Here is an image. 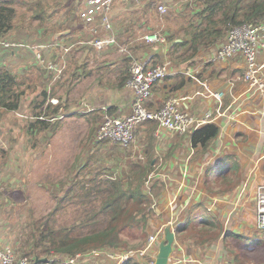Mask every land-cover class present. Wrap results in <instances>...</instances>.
<instances>
[{
    "label": "crops",
    "instance_id": "obj_1",
    "mask_svg": "<svg viewBox=\"0 0 264 264\" xmlns=\"http://www.w3.org/2000/svg\"><path fill=\"white\" fill-rule=\"evenodd\" d=\"M149 18L156 20L153 16L143 20L142 25L147 27V31L140 36L126 34L125 39H123L125 33L121 28L122 24L114 22L113 29L116 38L125 41L129 40L130 47L135 45L139 47L138 39L141 40L146 33L158 31L157 29L155 30L153 25L149 24ZM161 22L163 21L161 20ZM156 23L160 25L157 20ZM48 25L46 27L26 28L29 30L28 32L25 29L17 33L14 32L18 37V41L22 42L25 47L21 49L0 47V68H6L13 75L21 76L22 79L25 78L24 82L26 83L30 69L35 68L34 72L42 69L35 60L36 50L32 51L29 47L35 46L46 57L57 59V52L60 53L61 50L52 44L59 42V44L64 46L72 45L73 49L71 48L69 52H71L70 55L73 57H70L68 70H70L74 78H77V82L82 81L80 80L83 76L82 74L90 69L87 67L86 59L83 60L82 64H79L76 57L82 51L89 49L90 52H93V49L90 50V47L82 46L79 51L80 48H76L75 44H73V42L79 41H72V38L69 39L70 30L65 32L61 28L64 25V22H61V17L56 20L51 30ZM163 27L165 28V26ZM164 28L161 32L166 39L165 45H159L158 48L154 44L144 45L145 49H138L137 51L132 50V47L130 48V52L134 55H139V53H141V57L146 55L148 66L160 63L166 64L169 69V75L172 76L170 84L173 85V88L168 86L166 90L163 80L153 86L151 95L146 102V107L150 108L149 110H157L158 107L161 108L162 102L169 95L185 94L188 96V100L184 102V106L191 115L200 119L204 117L207 110L216 111L219 105L209 98H205L206 91L203 89V83L207 84L212 90H225V97L220 104L221 114L217 115L215 112L213 122H211L219 128L218 134L206 150H203L200 146H191L190 138L187 136L179 135L174 137L168 132L161 131L162 140H159L155 139L152 133L153 152L158 156L154 181H158L157 186L163 188L159 190L157 196L153 195L157 205L154 213H157H155V218L151 219L150 226L147 228V240L158 228L162 229V234L158 237V242L155 245L157 248L163 236L164 227L171 224L170 222L174 220H177L176 225L178 224V226L188 223L189 212H200L197 206H202L201 211L203 212H211L222 223L224 233L233 232L246 236L257 234L260 239L264 240V233L258 232L255 228L254 218L255 190L258 186L264 184V89L252 88L242 80L245 66L240 56H235L227 61L207 63V60H210L224 39L217 46L200 48L191 62L187 61L181 65L176 64L171 58L169 49L176 40H170L171 33L165 31ZM7 39H10V37ZM50 40L52 43L49 42ZM105 50L118 52L115 46L108 47L102 51ZM119 54H121L120 61L107 63L106 67L102 68L108 73L105 81H102L104 75L98 74V86L92 85L85 92L82 100H80L83 102L82 107L84 109L82 111L78 107L80 101L70 103L67 95L66 108L63 105L58 116L49 117L50 120L52 119L51 122L65 120L61 129L77 124L76 136L81 137L83 144L86 142L85 144L88 148L96 147L95 143L98 142L95 141L94 137L101 121V107H104L109 114L126 115L130 111L132 92L125 86V82L121 83L125 73L129 74V60L127 61L129 57L124 53ZM257 58L259 62L263 61L264 52L262 50H259ZM82 66H84L83 69ZM100 67V65L94 68L91 67V72L89 74L84 73V77L92 75L94 71L98 72ZM195 70L198 73L194 75ZM76 72L80 73L79 77L75 76ZM187 72H190L195 79L187 75ZM110 76L113 78H109ZM64 80L52 82L51 86L55 93H52V96H48L46 103L42 106V110L46 105H48L49 110H52L53 106L57 105L58 102L51 103V99L59 100L58 97H64L65 92H62L59 96L56 93V87L61 86ZM64 86L66 88L65 91H69L67 82ZM167 92L169 93L167 94ZM27 93L31 94V99L28 100L25 95L24 98L26 100L24 102L23 100L21 101L26 104V107L31 105L35 99L36 101L42 100L41 97L38 100V92ZM34 120L35 118L30 116V121ZM137 128L138 131L136 133L139 134V139L142 141L141 151L143 152L147 148L146 132L145 130L139 131V126ZM106 141L108 142L103 143L98 148L96 147L99 153L107 149V154L113 155L115 158L125 154L120 144L116 143L114 146H108L110 141ZM1 150L0 152H3L4 148H1ZM84 155L85 152L81 156ZM226 156H232L231 160L237 164L242 179L230 192L209 191L206 180L214 181L217 179V174L221 170L216 169L215 166H217L219 159ZM5 158L7 157L5 156ZM88 162L86 161L80 166H87ZM98 167L107 168V165L102 161L98 163ZM110 168L113 169L110 166L107 169ZM212 168L216 170L215 174ZM189 194H192L190 202L187 201L186 197ZM176 225L171 224L172 227ZM232 247V240L228 248L220 239L207 244L197 245L194 244L193 240L179 241L175 234L173 252L168 264H236L228 251ZM123 252L121 249L108 250L110 256L86 257L82 261L79 260L78 264H120L118 256ZM156 252L157 249L148 255L152 261ZM62 258L63 260L65 259V257ZM132 258L136 259V257ZM239 258L244 261V264H255L248 250H246L245 256ZM139 261L143 262V264H148L144 258ZM60 264L67 263L61 262ZM262 264H264V260Z\"/></svg>",
    "mask_w": 264,
    "mask_h": 264
},
{
    "label": "trees",
    "instance_id": "obj_2",
    "mask_svg": "<svg viewBox=\"0 0 264 264\" xmlns=\"http://www.w3.org/2000/svg\"><path fill=\"white\" fill-rule=\"evenodd\" d=\"M16 2L24 6V14L28 15L29 20L27 22L29 24L35 23L36 27H46L54 14L56 17L53 18L51 27H54V19L63 14L68 17V22H79L81 26L79 4L76 7L73 4L66 7L65 3H68V0H51L47 6L43 5L41 0H0V39L10 37L7 40L18 41L14 32L17 33L26 29V25L19 26L18 24L19 22L22 23L23 14L17 10ZM133 2L134 0H117L116 3H113L112 10L122 5L123 9L127 10V14L122 20L138 19L142 24L143 20L152 16L156 17L159 23L162 20L163 26H165L164 30L171 33L169 39L176 40L169 47L171 58L180 65L187 61L191 62L200 48L217 46L225 38L230 28L264 20V0H193V3L186 1L179 9L169 10L167 14H159L158 7L163 5L160 4V0H147L139 8V12H135V15L130 12ZM75 22L71 26L76 25ZM111 22L113 28L114 21L111 19ZM120 24L123 27V22ZM144 27L147 29L146 26ZM125 31H132V29L125 28ZM69 36L71 37L72 33ZM87 50L89 51V49ZM56 56L59 58L60 53L57 52ZM128 60L129 58H127ZM54 63L56 62L54 61ZM83 68L84 66H82ZM34 70L35 68L29 70L25 83V78L22 79L21 76L13 75L6 68H0V113L17 112L21 108V101L28 91L33 93L39 91L37 98L39 100L41 97L42 100L36 101L35 99L32 102V117L35 120L32 122L30 118L27 120L26 133L31 136L43 133L44 136L48 135L49 137L52 131V119L50 120L49 117L58 116L63 105L66 108L69 91H65L64 97H59L58 104L53 106L52 110H49L48 105L42 110L48 96L55 93L51 85L50 89H47L55 73H44L46 70L43 68L33 73ZM90 72L91 70L84 71L85 74ZM129 75L127 72L125 73L121 79L122 84L128 80ZM75 76L79 77L80 73L76 72ZM45 78L46 81L42 82ZM24 85L25 87H23ZM156 126V122L153 121H146L139 125V131L145 130L146 132L147 148L143 150L144 155L141 151L142 155L140 153L136 155L135 160L126 166H123L125 163L123 158L128 155L114 158L112 160L113 169L103 168V171L99 168V171L104 172L106 177L97 179L94 176L90 178V181L94 183V193L97 192L98 195H101L96 207L93 204L86 211L89 213L83 215L84 212H80V217L78 215L74 222L59 229L51 227L48 220L35 224L34 227H36L38 236L32 240L33 245L30 246L32 252L22 251V255L32 257L33 260L52 255H58L62 259V257H72L75 254H82L95 249H121L127 252L142 248L147 241V228L155 216L151 208L153 197L145 194L143 188L156 163L152 139V133ZM137 131L138 128L135 130V135ZM218 131L219 128L215 124L207 123L193 132L191 143L193 146H200L206 150L217 136ZM2 154L4 153L2 152ZM231 159L232 156L219 159L216 168L221 172L217 174V179L214 181L206 180L209 191L230 192L238 185L242 175L237 164ZM157 182H152L150 191V194L153 193L154 196H157L159 190L163 188L157 186ZM197 209L200 212H189L188 223L179 226L177 224L174 227L177 240H193L194 244L202 245L220 239L227 248L232 240L233 247L228 251L236 264H244V261L239 257L245 256L246 250L251 253L255 264H262L264 240L260 239L257 234L246 236L233 232L224 233L222 223L211 212L201 211L202 206H197ZM88 222L93 228L90 231H83L81 226ZM130 241L135 242L130 243ZM15 249L20 252L17 248ZM37 250L43 252L44 255H41L42 253ZM144 260L148 264L152 262L149 257H145ZM53 264H60V262H53ZM121 264H143V262H140L139 259L129 258Z\"/></svg>",
    "mask_w": 264,
    "mask_h": 264
},
{
    "label": "rangeland",
    "instance_id": "obj_3",
    "mask_svg": "<svg viewBox=\"0 0 264 264\" xmlns=\"http://www.w3.org/2000/svg\"><path fill=\"white\" fill-rule=\"evenodd\" d=\"M49 1L51 0H41L42 4L46 6L49 4ZM79 1L80 0H68V3L65 4L66 7H70L72 4L76 7ZM146 1L147 0H134L131 7L132 9H130V12H132L131 14L135 15V12H139V8L143 3L145 4ZM186 1L193 3V0H160V4L166 7V12L163 14H167L169 10H175L174 8L179 9ZM15 5L19 13L23 14L22 23L19 22V26L26 25V28H35V23L29 24L27 22L29 20L28 15L24 14V6L18 2H16ZM122 8V5H120L114 11L112 10L111 16L112 21L119 24L123 22L122 28L125 33L123 39H125L126 34L140 36L143 32L147 31L138 19L122 20V18L125 17L124 15L127 14V10ZM53 16L51 17V21L48 22L50 30L52 20L56 17L55 14ZM60 17L61 22H64L61 28L65 32L70 30L72 33L69 39L72 38V41H83L89 38L88 34L82 32L79 22L74 21L77 24L71 26L74 22H68V17L65 14ZM60 17L54 19L53 25ZM128 18L131 17L128 16ZM156 20L149 18L148 22L155 27V30L157 29L161 32L164 28V22H161L159 26ZM125 28L132 29V31H125ZM25 30L27 32L29 31L28 29ZM52 31L54 32V30ZM141 40L138 39L137 42L142 44L143 41ZM49 42L52 43L51 40ZM82 46L84 45H75L76 48H80L79 51L82 49ZM138 49L142 50L145 49V47H138L137 45L132 47V50L137 51ZM108 50H92L93 52L85 50L76 57L79 64H82L83 60L86 59L87 67L90 70L91 67L101 66L98 72L94 71L92 75L87 77L83 75L80 78V80H82L80 82H77V78H74L70 70L66 69V67L70 65V57H73L70 55L71 52L64 53L60 51L59 58H51L56 62L52 63L56 65L57 72L44 68L43 70H46L44 71L45 73L52 72L56 74L52 82L65 79L61 86L56 87L58 96L61 95L62 92H65L66 88L64 85H66L67 82L69 86L68 96L70 103H73V101L79 102L92 85L98 86V74H103L104 77H102V81H105L108 73H106V70H102V68H105L107 63L120 61L121 54L114 50ZM40 54L42 58L46 59V56L42 54V52H40ZM133 57L141 58V53H139V55H133ZM112 76L109 78L112 79ZM165 79H163L165 89L167 90L168 86L173 88V85L170 84L172 76L168 75ZM45 81L46 78L42 82ZM52 82L48 85V90ZM168 93L169 92H167V94ZM26 96L28 100L31 99V94L27 93ZM22 100L24 102L26 99L23 98ZM23 102L21 108L17 112L0 113V151H2L1 148H4V154L0 152V246L5 244L10 246L13 245L20 251L19 253L22 251L26 252V250L32 252L30 249V246L33 245L32 240L38 236L36 227H34L35 224L48 220L51 227L59 229L64 226H69L74 222L80 212H84L83 215L89 213L86 211L89 210L93 204L96 207L99 204L101 195H98L97 192L94 193V183L90 181V178L94 176H96L97 179L101 177L104 178L106 174L99 171V168L103 171L104 169L98 167V163L103 161V163L107 165V168H109V166L114 167V163L111 160L115 158V156L107 154V149L102 153L98 152L97 148L103 143L108 142L106 140L96 142L95 145L97 148L94 146L88 148L85 144L86 142L83 144L81 137L76 136L78 129L77 124L71 127L66 126L64 129H61L65 120H55L51 123L52 131L49 137L43 134L34 136L27 135V120L32 116L33 105H27L26 107V104H23ZM82 105L83 102L80 101L78 103L80 111L84 109ZM25 116L27 118H25ZM136 135V143L138 142L136 144V149L138 151L135 154L140 153L142 155L141 148L143 144L139 139V134L136 133ZM116 143L117 142L110 141L108 146H114ZM122 149L125 152L123 156H129V158L128 156L123 158L125 161L123 166H126L135 160V156H133L135 154H133L130 147L127 149L122 147ZM83 152H85V155L81 156ZM5 156L7 158H5ZM96 160L98 161L96 162ZM86 161H89L87 166L81 167L80 165ZM212 171L214 174L216 173V170L213 168ZM114 173H116V170H114ZM151 195L153 197V193H151ZM153 218H155V216H153ZM92 228L90 222L81 226L83 231H90ZM134 242L135 241H130V243ZM39 253L44 255L43 252Z\"/></svg>",
    "mask_w": 264,
    "mask_h": 264
},
{
    "label": "built area",
    "instance_id": "obj_4",
    "mask_svg": "<svg viewBox=\"0 0 264 264\" xmlns=\"http://www.w3.org/2000/svg\"><path fill=\"white\" fill-rule=\"evenodd\" d=\"M117 0H80L79 14L82 32L89 35L88 39L73 44L88 45L95 51H102L108 47L115 46L119 53L127 54L129 57V78L125 82V86L132 92V99L130 103V111L126 115L109 114L108 111L101 107V121L97 127L94 139L97 141L109 140L121 144L127 149L130 147L133 154L136 149V135L135 130L137 126L146 122H156L157 128L153 132L156 139H161V131L168 132L175 136H187L190 138L193 132L207 123L213 122L214 113L220 115V104L225 97V90H212L207 84L203 83V89L206 91L205 98L216 102L218 107L216 111L207 110L204 117L197 119L191 115L184 102L188 100V96L183 95H169L163 102L161 108L157 110H149L146 107V102L151 95L153 85L160 83L169 75V69L166 64H156L148 66L147 57L144 55L141 58H134L133 53L130 52L129 40H119L114 34L111 22L112 5ZM128 1V0H126ZM137 1V0H136ZM158 12L163 14L166 12V7L160 5ZM143 43H139V47L144 45H153L158 48L159 45H165L166 39L162 32L156 31L146 33L142 36ZM59 50L64 53H69L72 45L64 46L59 42L53 43ZM0 47L10 49H21L25 45L17 40H3L0 39ZM29 47V46H28ZM40 47V46H38ZM32 51L36 50L35 60L39 66L46 70L57 72L54 62L46 57L42 58L40 50L35 46L29 47ZM264 52V20L244 23L240 26H235L229 29L222 44L215 50L210 60L211 63L227 61L235 56L242 57L244 61V73L242 80L250 85L252 88L264 89V59L262 62L258 61V52ZM53 62V63H52ZM198 73L194 71V75ZM187 75L193 77L190 72ZM56 75V74H55ZM231 80V79H230ZM58 100L51 99V103H57ZM192 146V143H191ZM139 154V153H138ZM135 154L133 156H136ZM132 155V154H131ZM148 176V181L145 182L143 191L150 195L152 183L149 182L151 177ZM191 195H187V201L190 202ZM151 208L156 211V199L153 197ZM254 218L255 228L258 232L264 233V184L258 186L255 190L254 196ZM176 225L177 220L170 222ZM162 234V229L148 237L146 244L136 250H128L118 256L119 263L132 257L136 259H143L156 250L158 237ZM110 256L107 250L95 249L84 254H75L72 257H65L61 259L59 256H49L44 261L35 262L28 256H23L22 253L16 251L13 245L0 246V264H52L53 261L64 262L67 264H78L79 260L89 257Z\"/></svg>",
    "mask_w": 264,
    "mask_h": 264
},
{
    "label": "water",
    "instance_id": "obj_5",
    "mask_svg": "<svg viewBox=\"0 0 264 264\" xmlns=\"http://www.w3.org/2000/svg\"><path fill=\"white\" fill-rule=\"evenodd\" d=\"M174 242L175 232L171 224H168L163 229V236L158 244L156 255L150 264H168L173 252ZM40 261H44V259H37L35 262Z\"/></svg>",
    "mask_w": 264,
    "mask_h": 264
},
{
    "label": "clouds",
    "instance_id": "obj_6",
    "mask_svg": "<svg viewBox=\"0 0 264 264\" xmlns=\"http://www.w3.org/2000/svg\"><path fill=\"white\" fill-rule=\"evenodd\" d=\"M54 52H55V51H54ZM56 52H57V51H56ZM42 54H44V53H42ZM44 55H45V54H44ZM49 59H50V58H49ZM52 61H53V60H52ZM53 62H54V61H53ZM40 67H41V66H40ZM54 77H55V76H54ZM54 77H53V79H54ZM53 79H52V80H53ZM55 80H56V79H55ZM51 82H52V81H51ZM25 118H27V117L25 116ZM155 161H156V163H155V166H154V170H153L150 174H155V167H156V164H157V162H158V156H157V155H156V157H155ZM150 174H149V175H150ZM147 181H148V179H147ZM153 181H154V177H151L150 180H149V182L152 183ZM152 185H153V183H152ZM153 211H154V210H153ZM176 226H177V225H176ZM174 227H175V226H174ZM174 227H172L173 230H174ZM52 256H56V255H52ZM41 259H45V258H41ZM36 260H37V259H36ZM36 260H35V261H36ZM139 260H140V259H139ZM53 262H56V261H53ZM122 262H123V261H122ZM122 262H121V263H122ZM121 263H120V264H121ZM52 264H53V263H52Z\"/></svg>",
    "mask_w": 264,
    "mask_h": 264
},
{
    "label": "bare ground",
    "instance_id": "obj_7",
    "mask_svg": "<svg viewBox=\"0 0 264 264\" xmlns=\"http://www.w3.org/2000/svg\"><path fill=\"white\" fill-rule=\"evenodd\" d=\"M242 25V24H241Z\"/></svg>",
    "mask_w": 264,
    "mask_h": 264
}]
</instances>
